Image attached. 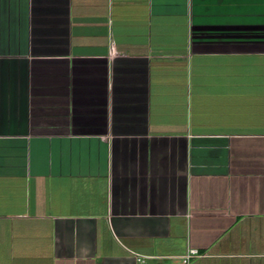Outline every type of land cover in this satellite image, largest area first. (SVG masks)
Instances as JSON below:
<instances>
[{"label":"crops","instance_id":"0c3cea01","mask_svg":"<svg viewBox=\"0 0 264 264\" xmlns=\"http://www.w3.org/2000/svg\"><path fill=\"white\" fill-rule=\"evenodd\" d=\"M264 264V0H0V264Z\"/></svg>","mask_w":264,"mask_h":264},{"label":"built area","instance_id":"2783aa9c","mask_svg":"<svg viewBox=\"0 0 264 264\" xmlns=\"http://www.w3.org/2000/svg\"><path fill=\"white\" fill-rule=\"evenodd\" d=\"M198 251L190 250L182 259V264H193V260L198 257Z\"/></svg>","mask_w":264,"mask_h":264}]
</instances>
